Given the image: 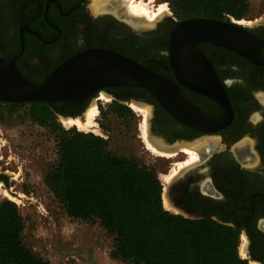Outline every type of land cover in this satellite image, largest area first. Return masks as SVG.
Returning <instances> with one entry per match:
<instances>
[{
	"label": "flooded vegetation",
	"instance_id": "flooded-vegetation-1",
	"mask_svg": "<svg viewBox=\"0 0 264 264\" xmlns=\"http://www.w3.org/2000/svg\"><path fill=\"white\" fill-rule=\"evenodd\" d=\"M86 3L87 0H0V55L15 60L21 73L39 84L73 54L93 47L109 48L173 80L181 95L205 116L225 114L221 104L183 85L174 75L168 58V37L178 20L167 17L139 34L125 19L94 11ZM251 31L264 40V22L251 27ZM119 45L124 48L119 49ZM201 50L233 109L231 121L216 133L207 135L178 122L142 87H107L95 95L103 91L119 102L148 103L156 140L161 139L163 147L172 146L180 157H189L182 146L195 148L198 154L197 147L201 145H193L205 137L227 142L224 148L217 147L209 153L200 150L201 159L185 166L186 174L171 194L193 214L185 216L210 215L241 227V238H245L243 259L248 264H264V65L212 43H201ZM260 53L264 59V47ZM95 95L78 99L72 106L63 102L57 113L82 116ZM163 127H168V133L159 138ZM244 136L251 144L237 143L231 149L230 142L236 143ZM206 147L205 144L203 148Z\"/></svg>",
	"mask_w": 264,
	"mask_h": 264
},
{
	"label": "trees",
	"instance_id": "trees-1",
	"mask_svg": "<svg viewBox=\"0 0 264 264\" xmlns=\"http://www.w3.org/2000/svg\"><path fill=\"white\" fill-rule=\"evenodd\" d=\"M165 1L181 20H238L250 10L249 0ZM63 102L72 106L76 100L29 103V114L57 132L54 177L70 216L97 218L114 235L118 255L135 264H248L239 252L241 227L210 215L193 218L167 210L163 184L153 168L112 153L108 141L96 134L57 124L56 113ZM24 228L17 204L0 202V264H51L26 246Z\"/></svg>",
	"mask_w": 264,
	"mask_h": 264
},
{
	"label": "rangeland",
	"instance_id": "rangeland-1",
	"mask_svg": "<svg viewBox=\"0 0 264 264\" xmlns=\"http://www.w3.org/2000/svg\"><path fill=\"white\" fill-rule=\"evenodd\" d=\"M140 1L134 0L135 4ZM249 1L248 15L235 20L242 25L253 27L264 22V0ZM142 2L150 12L157 11L159 5L165 4L167 12L162 16L181 20L165 0H142ZM91 3V0H87L86 5L90 7ZM103 12L125 19L129 24L131 21L135 24V21L128 17L125 8H109ZM162 16L143 21L158 23ZM93 103L98 110L96 126L93 127L95 131L79 129L74 125L65 126L61 118L67 117L59 113H56L55 118L57 124L67 130L74 128L106 139L112 153L133 158L139 164L153 168L161 182L171 170L177 168V162L188 159L180 155L167 157L147 147L142 137L144 115L131 106L132 103H140H135L134 100L119 102L103 91L95 95L89 107ZM120 105L125 108H120ZM146 106L151 108L150 105ZM29 109V103L13 107L0 104V174L2 175L0 202L11 200L17 204L24 222L23 237L26 246L51 264H135L118 255L114 235L110 234L97 218L80 219L68 214L62 201L61 186L54 177L57 132L53 127L42 126L34 121ZM85 112L79 118L84 120ZM147 127L149 133V129H152L151 114L147 119ZM167 128L163 127L159 131V138L168 133ZM226 143L219 137H205L195 143L194 147L197 144L201 145L197 147L199 158L190 165L201 159L200 150L209 153L217 147L224 148ZM237 143L251 144V140L244 136L236 143L230 142L231 149H234V144ZM205 144L208 146L206 149L203 148ZM248 158L255 161L252 157ZM186 167L182 168L178 175ZM170 182L162 183L163 194L168 200V206H165L164 202L163 205L167 210L176 213L177 210L167 197V185ZM244 242L245 238H240L239 252L242 258L245 256Z\"/></svg>",
	"mask_w": 264,
	"mask_h": 264
},
{
	"label": "water",
	"instance_id": "water-1",
	"mask_svg": "<svg viewBox=\"0 0 264 264\" xmlns=\"http://www.w3.org/2000/svg\"><path fill=\"white\" fill-rule=\"evenodd\" d=\"M166 18L167 16H162L160 20ZM131 24L139 34L157 25L145 21H135V24ZM205 42L229 49L253 63L264 65L260 53L264 40L257 38L250 26L242 25L233 18L223 20L193 17L176 22L170 30L168 58L175 77L183 85L221 104L226 111L221 117L205 116L181 95L173 80L109 48L93 47L73 54L54 68L39 84L27 79L16 67L15 60L0 55V101L58 102L89 98L107 87H142L178 122L207 135L216 133L231 121L233 109L223 84L201 50V43ZM134 101L149 105L144 101ZM150 109L152 114V107ZM59 114L75 117L67 115L64 111ZM149 136L157 139L150 129ZM165 147L173 148L168 144ZM185 174L186 170L182 171L167 185V197L177 213L193 215L171 194L173 187Z\"/></svg>",
	"mask_w": 264,
	"mask_h": 264
},
{
	"label": "bare ground",
	"instance_id": "bare-ground-1",
	"mask_svg": "<svg viewBox=\"0 0 264 264\" xmlns=\"http://www.w3.org/2000/svg\"><path fill=\"white\" fill-rule=\"evenodd\" d=\"M91 2H92L91 7L94 11H99V10L105 11L109 8H117V7L125 8V12L127 13L128 17L130 16L131 20H133V22L137 21V23H140L145 19L152 20L157 16L160 17V15L162 16L163 14H166L167 12V6L165 4L159 5L157 11L150 12L147 6L143 4L142 0L137 4H135L134 0H91ZM130 18H128V20ZM131 106L133 107V109L140 111L142 115H144L142 137L144 138L147 147L155 153L165 155L167 157H176L177 155L174 150L163 147L160 144L161 139L157 141L156 139H153L149 136L147 119L151 114L150 107H147L146 105L134 104V103H132ZM97 112H98L97 107L95 103H93L85 112L84 120L79 117L77 118L67 117V118H61V121L65 126L74 125L77 126L79 129H87V130L95 131L93 127L96 126L95 120H96ZM182 148H183V152L189 155L188 159L185 161L177 162L176 163L177 168L171 170L170 174L164 177L163 182L165 183L170 182L171 179H173L175 176L178 175V173L181 171L182 168H184L186 165H189L190 163L198 159L199 155L197 154L195 148L186 147V146H182ZM163 202L165 206H168V200L164 194H163Z\"/></svg>",
	"mask_w": 264,
	"mask_h": 264
}]
</instances>
